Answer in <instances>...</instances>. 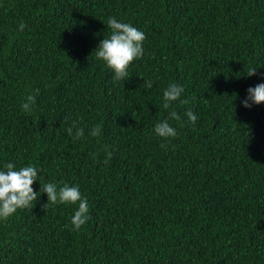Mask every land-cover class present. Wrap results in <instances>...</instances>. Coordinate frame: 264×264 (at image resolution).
I'll return each instance as SVG.
<instances>
[{"label": "trees", "instance_id": "16d2710c", "mask_svg": "<svg viewBox=\"0 0 264 264\" xmlns=\"http://www.w3.org/2000/svg\"><path fill=\"white\" fill-rule=\"evenodd\" d=\"M109 17L146 37L119 81L94 52ZM172 83L188 103L164 109ZM257 84L264 0H0V171L79 186L91 217L73 230L79 202L40 193L0 218V264H264V103L242 104ZM173 110L178 135L157 136Z\"/></svg>", "mask_w": 264, "mask_h": 264}, {"label": "clouds", "instance_id": "9594fccd", "mask_svg": "<svg viewBox=\"0 0 264 264\" xmlns=\"http://www.w3.org/2000/svg\"><path fill=\"white\" fill-rule=\"evenodd\" d=\"M108 28L111 29V34L104 37L100 41L96 53V58L103 61L106 66L114 72V79L119 81L127 77V69L129 65L135 60L143 56V41L145 34L138 30L130 23H123L113 17H109L107 21ZM25 25L21 24L20 29L23 30ZM256 68L248 71L247 76L252 77L256 75ZM149 88L152 87V82L148 81ZM38 89L36 92L38 93ZM183 88L172 83L169 84L163 93V108L169 109L171 105L180 101ZM181 103H188V101H180ZM35 103V96H26L21 105L22 111L31 113V105ZM264 103V84H257L255 87L247 89V96L242 101L243 107L250 109L253 104L259 105ZM186 116L188 120L195 125L197 116L191 111H187ZM180 115L175 111H170L168 118L156 123L154 131L157 136L168 139L174 138L178 135L176 129L169 124V120H180ZM78 140L84 136V129L79 128L76 122L67 129L69 136H73ZM92 137H99L101 135V126L96 125L89 131ZM163 146V145H162ZM111 159V153L105 159L107 164ZM39 170L35 165L24 166L16 169L13 163L6 165V171H0V218H8L13 215L18 209L27 208L34 201L40 193H46L47 203L43 205V209H47L49 203H70L76 204L79 202L78 210L74 212L71 218V225L73 230H79L91 217L88 215L89 205L87 199L81 196L79 186H68L65 184L58 189L55 183H48L41 185L40 193L33 190V183L39 179ZM40 181V179H39Z\"/></svg>", "mask_w": 264, "mask_h": 264}]
</instances>
